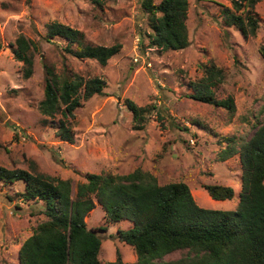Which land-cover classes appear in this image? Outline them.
<instances>
[{"label": "rangeland", "instance_id": "obj_1", "mask_svg": "<svg viewBox=\"0 0 264 264\" xmlns=\"http://www.w3.org/2000/svg\"><path fill=\"white\" fill-rule=\"evenodd\" d=\"M141 1L106 0L99 6L93 0H0V165L71 179L73 195L87 173L143 169L161 185L187 183L202 207L234 210L242 188L240 154L220 161L219 153L226 138L234 139L240 151L264 125V57L259 51L264 46V0L254 10L260 27L249 37L225 23L224 9L233 8L232 0H189L190 44L181 50L152 46L153 30ZM53 22L82 32L87 44H120L121 50L106 65L79 59L65 50L63 39H45ZM20 37L38 45L30 77L24 76L26 65L13 53ZM208 61L224 69L216 98H233L234 113L191 97L193 84L203 76L200 64ZM46 66L59 76L107 81L104 93L84 101L70 119L74 143L60 136L61 115L50 117L40 110ZM126 99L147 108L142 126ZM212 183L233 187L235 197L214 200L203 188ZM23 189L22 183H0V264H19L21 245L46 219L42 205L10 200ZM86 221L102 239V263L115 261L118 253L124 262L137 261L135 250L117 234L131 222H108L99 203ZM180 257L177 251L165 259Z\"/></svg>", "mask_w": 264, "mask_h": 264}, {"label": "trees", "instance_id": "obj_2", "mask_svg": "<svg viewBox=\"0 0 264 264\" xmlns=\"http://www.w3.org/2000/svg\"><path fill=\"white\" fill-rule=\"evenodd\" d=\"M93 1L101 6L106 0ZM232 2L233 8L224 9L226 25L236 27L245 37L255 36L261 20L254 10L260 0ZM141 7L153 30L150 35L153 47L181 50L189 46V0L159 3L142 0ZM54 38L63 39L65 50L75 57L95 59L102 65L121 50L120 44H87L82 32L59 22L47 28L45 39ZM17 42L20 46L13 50L14 56L26 65L24 76L30 77L34 72L33 49L38 50V45L24 37ZM259 51L264 57V46ZM200 65L203 76L193 84L191 97L234 113L233 98H216L215 89L225 78L224 69L212 61ZM46 69L45 99L40 102V110L50 117L61 115L60 136L74 143L70 119L84 101L104 93L107 81L98 76L89 79L79 75L71 77L69 73L59 76L49 66ZM126 105L142 126L147 108L130 99H126ZM225 143L219 160L226 161L239 152L243 170L239 204L234 210L202 207L187 183L161 185L153 174L143 169L128 174L87 173L86 180L78 183L73 195L71 179L0 165L2 186L16 183L24 186L10 200L36 202L43 206L40 213L46 216L21 245L19 264H264V125L259 126L240 151L234 139L226 138ZM203 188L214 200L235 197L231 186L212 183L204 184ZM97 203L103 207L108 222L132 223L130 228L119 229L117 234L137 253L135 263L124 262L120 253L115 261L102 263L100 260L102 239L98 229L88 228L86 221ZM177 251L182 257L165 259Z\"/></svg>", "mask_w": 264, "mask_h": 264}]
</instances>
